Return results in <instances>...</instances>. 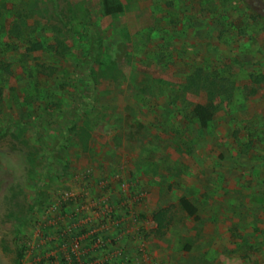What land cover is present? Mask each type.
<instances>
[{
    "label": "rangeland",
    "instance_id": "rangeland-1",
    "mask_svg": "<svg viewBox=\"0 0 264 264\" xmlns=\"http://www.w3.org/2000/svg\"><path fill=\"white\" fill-rule=\"evenodd\" d=\"M116 1L123 12L104 16L101 0H0L1 46L41 36L51 48L0 56L11 65L0 79V264L21 247V264H264V0ZM165 17L181 41L173 26L158 31ZM196 72L218 90L190 86ZM196 104L214 111L206 129ZM164 209L158 236L149 219Z\"/></svg>",
    "mask_w": 264,
    "mask_h": 264
},
{
    "label": "trees",
    "instance_id": "trees-1",
    "mask_svg": "<svg viewBox=\"0 0 264 264\" xmlns=\"http://www.w3.org/2000/svg\"><path fill=\"white\" fill-rule=\"evenodd\" d=\"M241 2V4L245 7V8H251L250 5H247L248 1L247 0H239ZM101 6H102V14L105 16H115L118 14H121L123 12V7L121 6V4H119L116 0H101ZM89 31V37L90 39L95 42V37L91 36L92 33V29L88 28ZM17 35H19V27L16 28V31H14ZM26 45V44H25ZM31 45V44H30ZM12 44L9 45L8 43H4L2 46L0 45V56L2 54L4 55H8L10 54V51L13 50L12 48ZM49 47L45 48V46H43V43H34L31 45L30 48H28L29 52L32 51H46L48 50ZM15 49V48H14ZM51 49V48H49ZM80 67H82V73L83 74H92L91 71L94 67H92L93 65H98L99 61H98V51L95 48H91L86 56H83L80 60ZM87 64L89 65V67L87 66ZM91 64V66H90ZM10 63H4V62H0V79H2V77H4L5 75H9L10 74ZM26 67V66H25ZM25 67L24 70L26 69ZM196 74V80H191V84L190 86L196 87L197 89L200 90L201 88L206 85V88L210 89L209 91H215L218 89H215L216 87V83L211 82L210 84H205V85H200V80L202 75H200L198 72L195 73ZM87 77V76H86ZM91 77V76H90ZM92 78V77H91ZM92 80V79H91ZM3 81V80H2ZM256 82L260 83L261 81H263V79L257 78V80H255ZM92 83V82H91ZM90 83V84H91ZM209 83V82H208ZM2 85H0V103L1 101H3V88L1 87ZM214 88V89H211ZM76 92L78 93L79 96H82V92L80 90H76ZM89 100V99H88ZM87 100V101H88ZM20 109V108H19ZM191 117H193V119H195V121H197L198 126L201 129H206L209 124L211 123V121L213 120L214 117V111L212 109L211 106H205V105H200V104H196L192 107L191 112H190ZM21 118L19 119H15L13 120L14 124L18 125L19 123H21ZM80 121V116L76 117L75 120L70 121V128L68 129V132H73L77 126V123ZM179 206L181 207L182 211H184L186 213L187 216L189 217H193L196 218V208L190 203L189 200H187L186 198H181L179 201ZM166 218H165V211H160L157 214H155L153 216V222L157 224L158 228H163L165 227V222ZM24 257V249L23 247H21L16 255V261L15 264H21L22 260Z\"/></svg>",
    "mask_w": 264,
    "mask_h": 264
},
{
    "label": "crops",
    "instance_id": "crops-1",
    "mask_svg": "<svg viewBox=\"0 0 264 264\" xmlns=\"http://www.w3.org/2000/svg\"><path fill=\"white\" fill-rule=\"evenodd\" d=\"M236 1H238V3H240L241 4V2L239 1V0H236ZM235 1V2H236ZM234 2V3H235ZM242 5V4H241ZM243 6V5H242ZM101 11H102V6H101ZM105 16V15H104ZM36 19H33V21H35ZM160 21V20H159ZM198 22H200V21H198ZM29 25H32V24H29ZM200 25H202V26H204V24L202 23H200ZM167 26H173L172 27V31L175 33V35H176V37H177V34H178V28H177V26H178V23L177 22H174L173 20H169V19H167L166 17L165 18H162L161 19V21L159 22V24H157V29H158V31H163V30H167ZM188 30V29H187ZM205 31H207V28H205ZM41 36H34L33 38H30V39H32V40H30V39H27V38H25V39H21V40H18L17 39V37L15 38V39H12L11 40V43H8L9 45H11L12 44V48H13V50H11L10 51V54H8V55H12L13 54V56L15 57V58H18L17 60L16 59H14V61H16L17 63H18V60H19V58L21 57V56H18L19 55V53H20V51L21 50H24V53L25 54H27L26 55V57H30V56H42L43 55V53L45 52V51H32V52H29V51H26V50H28V48H30L31 47V45L32 44H34V43H43V46H45V44H46V40L47 39H45V38H40ZM208 37V36H207ZM177 38H179V37H177ZM219 38V37H218ZM176 39V38H175ZM179 41H181V39L179 38ZM179 41H177L178 42V44L180 43ZM176 42V41H175ZM175 42L173 41V42H171V44H170V49L172 50V52L174 51V48H175V46H174V44H175ZM176 42V43H177ZM26 44V45H25ZM31 44V45H30ZM15 48V49H14ZM45 48H47V46L45 47ZM187 51H188V49H187ZM186 51V52H187ZM193 51V50H192ZM178 52V51H177ZM198 53V55H200L199 54V52L200 51H197ZM16 53H18V55H14V54H16ZM188 53V52H187ZM190 53V52H189ZM45 54V53H44ZM181 54H183V52L181 53ZM172 55V54H171ZM33 56V58H35ZM177 57V56H176ZM171 58H175V57H171ZM20 59H22V58H20ZM63 63H64V61L63 60H61V61H59V64L60 65H58V71L60 70V69H62V66H63ZM23 64L21 63V66H22ZM35 65V64H34ZM40 67H42V68H40ZM27 68H28V66H27ZM31 68V67H30ZM29 68V69H30ZM43 68H46V69H52V66H48L47 67V65H45V66H38V65H35V67L33 68V69H35L36 71L37 70H43ZM200 105H202V104H200ZM206 106V105H205ZM196 123H197V121H196ZM197 125H198V123H197ZM199 129H201L200 127H199ZM134 128L132 127V126H130L129 128H128V133H131V135H133V136H131V137H134L135 135L136 136H138V134H139V132H134ZM181 198H185V197H181ZM180 198V199H181ZM127 199V198H126ZM180 199H179V201H180ZM187 200H189V199H187ZM179 201H178V203H179ZM190 201V200H189ZM124 202H125V200H124ZM190 203H191V201H190ZM192 204V203H191ZM193 205V204H192ZM194 206V205H193ZM195 207V206H194ZM196 208V207H195ZM180 209H181V207H180ZM165 210H167V209H164V211ZM196 210H197V208H196ZM181 211H182V209H181ZM185 215H186V213L184 212V211H182ZM156 213H158V211L157 212H155V213H153L152 215H151V219H149V220H151V222H152V224L156 227V235H158V236H162V235H165V233H166V231H167V228L169 227V225H170V222H171V217L169 216H167V214H166V216H165V218H166V221L164 222L166 225H165V227H163V228H158L157 227V224L156 223H154L153 222V216L156 214ZM187 216V215H186ZM187 217H189V216H187ZM189 218H193V217H189ZM193 219H195V220H197V212H196V218H193ZM105 226H106V224H105ZM106 229L104 230V231H106V230H108V228H107V226L105 227ZM83 231V234H81L80 235V237H81V240H79V241H81V242H83V240H84V242H87L88 240H90V238H91V236H87L86 237V239H85V235H88V233H89V230L88 231H86V230H82ZM111 233L112 232H107L106 231V234H108V235H111ZM123 234H125V232L123 231L122 232ZM114 234H116V232H114ZM120 237H121V235H120ZM80 242V243H81ZM91 247V246H90ZM85 248H89V246H87V247H85ZM91 250H92V248H91ZM188 250H189V246L188 245H185L184 246V251L185 252H188ZM89 253V252H88ZM155 255H156V252H155ZM172 259H170L168 256L165 258V263H167V264H170V263H172Z\"/></svg>",
    "mask_w": 264,
    "mask_h": 264
},
{
    "label": "built area",
    "instance_id": "built-area-1",
    "mask_svg": "<svg viewBox=\"0 0 264 264\" xmlns=\"http://www.w3.org/2000/svg\"><path fill=\"white\" fill-rule=\"evenodd\" d=\"M79 244L80 243L78 241L73 242L71 244V246H70L71 250L73 252H77L79 250V248H80ZM93 244H94L95 249H98V248L100 249V248H104L105 247L104 246L105 245L104 241L99 239V238H97V237H94ZM66 261H69V259L66 260ZM69 264H70V261H69ZM94 264H121V263L120 262L111 261L109 259V256H105V258H103V259H101L99 261H95Z\"/></svg>",
    "mask_w": 264,
    "mask_h": 264
}]
</instances>
